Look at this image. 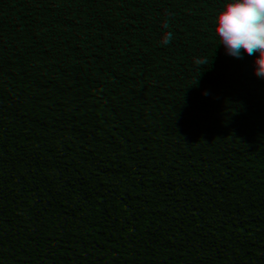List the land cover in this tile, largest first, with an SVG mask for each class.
I'll return each mask as SVG.
<instances>
[{"label": "trees", "instance_id": "1", "mask_svg": "<svg viewBox=\"0 0 264 264\" xmlns=\"http://www.w3.org/2000/svg\"><path fill=\"white\" fill-rule=\"evenodd\" d=\"M207 39L229 76L209 89L186 63ZM98 42L80 82L55 85L61 50ZM114 58L132 91L162 97L150 119L121 113L115 140L96 139L95 69ZM54 152L69 205L32 231L15 209ZM248 184L253 208L237 204ZM17 189L14 198L5 193ZM264 0H0V264H171L193 240L224 264H264ZM136 227L130 228L129 222Z\"/></svg>", "mask_w": 264, "mask_h": 264}, {"label": "clouds", "instance_id": "2", "mask_svg": "<svg viewBox=\"0 0 264 264\" xmlns=\"http://www.w3.org/2000/svg\"><path fill=\"white\" fill-rule=\"evenodd\" d=\"M185 43L189 46L186 53V63L193 76L192 86H198V79L206 82L209 89H218L229 76L226 66L218 61L217 50L207 39L189 37ZM99 51L98 42L92 40L88 47L80 46L74 50L69 47L61 50L49 68V76L55 85L68 82L80 83L98 61L96 53ZM137 79L135 71L125 70L124 64L114 58L107 66L95 69L92 80V98L90 112L98 118L92 121L96 130V139L106 137L115 140L123 131V124L115 120L121 113L132 111L133 115L150 119L159 111L163 103L162 97L155 90L146 88L140 92L132 91V81ZM62 152H54L48 157L46 169L39 171L36 178L28 185V191L22 200L18 201L15 209L7 208L4 216L11 218L16 213H22L23 218L29 220L32 231H40L42 222L56 224L69 205L68 188L59 176V169L55 163ZM256 193L264 194V187H259ZM17 189L10 187L5 195L14 198ZM248 184L239 187L237 204L248 209L253 208V200L249 198ZM130 228L136 227L135 221L129 222ZM11 233L0 231V251L12 242ZM226 249L220 244L212 245L207 240H193L189 246L181 247L174 253L171 264H224Z\"/></svg>", "mask_w": 264, "mask_h": 264}]
</instances>
